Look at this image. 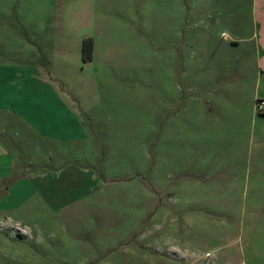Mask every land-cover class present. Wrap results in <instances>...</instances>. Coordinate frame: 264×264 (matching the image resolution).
<instances>
[{
    "label": "rangeland",
    "instance_id": "rangeland-1",
    "mask_svg": "<svg viewBox=\"0 0 264 264\" xmlns=\"http://www.w3.org/2000/svg\"><path fill=\"white\" fill-rule=\"evenodd\" d=\"M3 1L0 63L38 65L82 130L15 128L0 264H264L261 52L227 40L256 0Z\"/></svg>",
    "mask_w": 264,
    "mask_h": 264
},
{
    "label": "crops",
    "instance_id": "crops-1",
    "mask_svg": "<svg viewBox=\"0 0 264 264\" xmlns=\"http://www.w3.org/2000/svg\"><path fill=\"white\" fill-rule=\"evenodd\" d=\"M0 1L4 3L2 8L3 12H6L5 1ZM254 10V22L260 30H257L249 38H240L238 36V40H234L236 34L232 36L231 33H228L227 40L233 39L232 42H250L255 40V45L261 52L259 62L260 69L263 72L264 0H256ZM257 14L259 15L258 17ZM3 18H5V15H1V21L4 20ZM32 21H35L34 17L29 15L27 22ZM235 27L239 33L245 25L241 23V25L236 24ZM64 33L66 34V25H63L61 32L57 31L55 36L57 40L62 38ZM67 35L70 38L79 37L80 39L83 38V40L90 37L89 34L79 35L68 33ZM57 52H59L58 49L54 54ZM55 60L51 56L44 57V61L48 62L52 67L56 63ZM90 61L84 62L87 63ZM44 66L45 64L43 67L40 66L43 71L45 69ZM19 123L27 129L29 135H32L33 138L35 132L41 137L53 138L55 141L65 138V134L69 133L70 130L79 132L78 134L81 135L82 127L76 114L64 104L60 91L50 81V78L44 77L39 66L33 61L28 62V64L0 63V182L7 179L10 180V177L16 171V155L10 142L18 133L15 128ZM29 181L32 182L31 179L23 178L17 181V183L11 184L4 194L11 196L13 189L16 190L20 183L23 182L25 187H28L30 184Z\"/></svg>",
    "mask_w": 264,
    "mask_h": 264
},
{
    "label": "trees",
    "instance_id": "trees-1",
    "mask_svg": "<svg viewBox=\"0 0 264 264\" xmlns=\"http://www.w3.org/2000/svg\"><path fill=\"white\" fill-rule=\"evenodd\" d=\"M93 55H94V40L92 37L85 38L83 40L82 58L85 62L90 61L93 59Z\"/></svg>",
    "mask_w": 264,
    "mask_h": 264
},
{
    "label": "built area",
    "instance_id": "built-area-1",
    "mask_svg": "<svg viewBox=\"0 0 264 264\" xmlns=\"http://www.w3.org/2000/svg\"><path fill=\"white\" fill-rule=\"evenodd\" d=\"M259 107L264 109V101H261V103L259 104Z\"/></svg>",
    "mask_w": 264,
    "mask_h": 264
}]
</instances>
